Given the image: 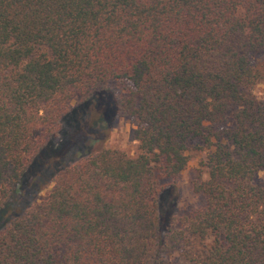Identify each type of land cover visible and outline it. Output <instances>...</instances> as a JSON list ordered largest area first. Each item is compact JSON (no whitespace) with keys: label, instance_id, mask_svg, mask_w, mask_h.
<instances>
[{"label":"trees","instance_id":"1","mask_svg":"<svg viewBox=\"0 0 264 264\" xmlns=\"http://www.w3.org/2000/svg\"><path fill=\"white\" fill-rule=\"evenodd\" d=\"M261 57L264 0H0V264H264ZM102 92L135 155L52 157L48 191L8 208L72 103ZM192 150L202 201L168 215Z\"/></svg>","mask_w":264,"mask_h":264},{"label":"rangeland","instance_id":"2","mask_svg":"<svg viewBox=\"0 0 264 264\" xmlns=\"http://www.w3.org/2000/svg\"><path fill=\"white\" fill-rule=\"evenodd\" d=\"M103 86L113 97H120L124 93V85L118 80H105ZM250 90L256 99L264 103V81L254 83ZM96 95L86 104L77 106L78 102L72 103V110L63 118L59 131L47 140L42 152L39 153L32 169L33 174H28L27 184H32L36 179L35 188H32V191L29 188L25 189L20 197L10 198L8 208L17 202L22 204L33 196L42 197L48 191L50 188L48 176L53 169L52 157L63 163L102 149H114L127 156L135 155L136 141L133 139L135 120L115 115L105 93ZM202 159V152L198 150L189 152L186 166L168 186L169 193L165 194L168 197H164L163 202L166 203H163V206L173 204V209L170 207L168 209L170 212L159 213L162 221L166 219V213L169 212V215L171 211L178 217L188 216L190 211L201 203V196L193 193L190 188V179L200 167L199 161ZM262 176L263 172L260 171L257 178ZM166 264L187 263L180 256L173 254L167 257Z\"/></svg>","mask_w":264,"mask_h":264}]
</instances>
